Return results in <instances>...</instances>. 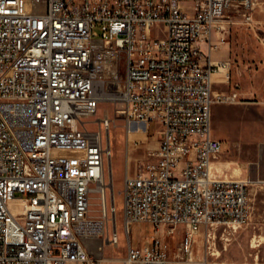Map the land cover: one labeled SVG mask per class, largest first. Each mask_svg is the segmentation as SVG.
Wrapping results in <instances>:
<instances>
[{
	"label": "built area",
	"instance_id": "obj_1",
	"mask_svg": "<svg viewBox=\"0 0 264 264\" xmlns=\"http://www.w3.org/2000/svg\"><path fill=\"white\" fill-rule=\"evenodd\" d=\"M253 0H0V264H103L120 244L111 185L114 115L98 116L103 91L127 128L160 125L156 161L124 177L123 226L181 225L183 254L201 230L243 226L248 180L211 174L210 53L235 5ZM100 90V64L110 65ZM115 64V65H113ZM111 100V99H110ZM99 201L101 219L90 214ZM122 264H171L155 234L131 241Z\"/></svg>",
	"mask_w": 264,
	"mask_h": 264
},
{
	"label": "rangeland",
	"instance_id": "obj_2",
	"mask_svg": "<svg viewBox=\"0 0 264 264\" xmlns=\"http://www.w3.org/2000/svg\"><path fill=\"white\" fill-rule=\"evenodd\" d=\"M225 21L221 23L224 29V38L234 41L238 46L241 57L258 66H264V0H253L248 7L235 5L227 12ZM229 15H232L231 17ZM248 17V18H247ZM117 64L118 80L116 84H109L108 70H103L100 76L103 79L102 86L110 91L123 89V77L125 63L123 58ZM113 64V65H115ZM115 103L112 100H103L100 104L98 116H102L105 110L114 115V124L110 130L112 138V171L117 208V225L120 233V244L117 247L107 246L103 256L124 258L128 254L131 241L133 248L139 245V239L153 237L155 234L166 246L171 264H264V154L263 152L251 153L241 151L238 153L240 160L236 164L223 155V159L229 161L234 178H242L254 182L250 186L249 219L247 223L236 229L220 228L211 230L208 237L207 230H201L194 235L195 243L191 254H183L180 250L181 243L186 235L185 228L177 225L174 229L169 226H161L158 230L152 224L136 222L132 225L131 234L125 232L123 226L124 203V177L127 171L135 173L157 157L151 155L159 147L160 125L150 123L141 124L145 133L132 134L128 140L127 127L121 115L115 114ZM139 125H136L137 127ZM225 146H223L224 150ZM238 168L239 170H234ZM92 216H99L100 206L96 198L92 199ZM257 243L258 246H253ZM103 264H122L115 261H104Z\"/></svg>",
	"mask_w": 264,
	"mask_h": 264
},
{
	"label": "crops",
	"instance_id": "obj_3",
	"mask_svg": "<svg viewBox=\"0 0 264 264\" xmlns=\"http://www.w3.org/2000/svg\"><path fill=\"white\" fill-rule=\"evenodd\" d=\"M219 32L214 31L211 48L205 43L200 46L219 65L212 76L214 96L227 97L213 104L212 134L221 140L224 154L236 164L241 151L264 154V66L242 58L235 42Z\"/></svg>",
	"mask_w": 264,
	"mask_h": 264
},
{
	"label": "bare ground",
	"instance_id": "obj_4",
	"mask_svg": "<svg viewBox=\"0 0 264 264\" xmlns=\"http://www.w3.org/2000/svg\"><path fill=\"white\" fill-rule=\"evenodd\" d=\"M248 18V17H247ZM224 25H222V29H224ZM110 69V65L108 64L107 61H104L103 63L100 64V69L99 72L97 73L98 76V81H97V86L100 88V90L103 89L102 83H103V79L100 77L102 75V71L103 70H109ZM104 94V99L103 100H113L115 97L117 98L118 96H116L115 94L112 93H108L107 91H103ZM217 95V94H216ZM108 110H105L104 113H106ZM141 124L137 127H131V128H127V136H128V140L131 141L132 139V134H136V133H145V129L141 128ZM112 139V138H111ZM112 155H113V151H112ZM221 162H213L211 164V174L213 177L216 178H221L223 177L224 173H226L227 170L232 168V165L229 161H226L222 158V160H220ZM233 169V168H232ZM110 170L112 171V157L110 160ZM234 170H239L238 168H234ZM113 178V175H112ZM113 181H111V185H113L114 183V179H112ZM251 184L254 185V182L249 179L248 180ZM97 219H101V216H96ZM253 246H258L257 243H254ZM102 259H104V261H115V262H120L122 263V259L123 258H113V257H107V256H101Z\"/></svg>",
	"mask_w": 264,
	"mask_h": 264
}]
</instances>
